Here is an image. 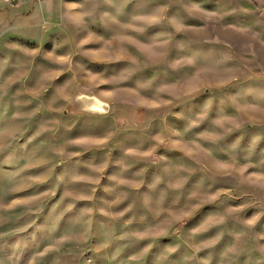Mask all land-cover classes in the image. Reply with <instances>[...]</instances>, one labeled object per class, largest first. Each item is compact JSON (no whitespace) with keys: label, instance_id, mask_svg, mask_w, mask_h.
Returning a JSON list of instances; mask_svg holds the SVG:
<instances>
[{"label":"rangeland","instance_id":"1","mask_svg":"<svg viewBox=\"0 0 264 264\" xmlns=\"http://www.w3.org/2000/svg\"><path fill=\"white\" fill-rule=\"evenodd\" d=\"M0 264H264V0H0Z\"/></svg>","mask_w":264,"mask_h":264},{"label":"crops","instance_id":"2","mask_svg":"<svg viewBox=\"0 0 264 264\" xmlns=\"http://www.w3.org/2000/svg\"><path fill=\"white\" fill-rule=\"evenodd\" d=\"M27 7H24V9H26Z\"/></svg>","mask_w":264,"mask_h":264}]
</instances>
